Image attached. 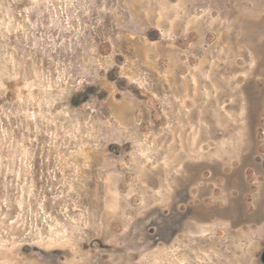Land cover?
Masks as SVG:
<instances>
[{
  "label": "rangeland",
  "instance_id": "obj_1",
  "mask_svg": "<svg viewBox=\"0 0 264 264\" xmlns=\"http://www.w3.org/2000/svg\"><path fill=\"white\" fill-rule=\"evenodd\" d=\"M263 250L264 0H0V264Z\"/></svg>",
  "mask_w": 264,
  "mask_h": 264
},
{
  "label": "water",
  "instance_id": "obj_2",
  "mask_svg": "<svg viewBox=\"0 0 264 264\" xmlns=\"http://www.w3.org/2000/svg\"><path fill=\"white\" fill-rule=\"evenodd\" d=\"M261 261H262V263L264 264V250H263L262 253H261Z\"/></svg>",
  "mask_w": 264,
  "mask_h": 264
},
{
  "label": "trees",
  "instance_id": "obj_3",
  "mask_svg": "<svg viewBox=\"0 0 264 264\" xmlns=\"http://www.w3.org/2000/svg\"><path fill=\"white\" fill-rule=\"evenodd\" d=\"M11 96V94H9Z\"/></svg>",
  "mask_w": 264,
  "mask_h": 264
}]
</instances>
